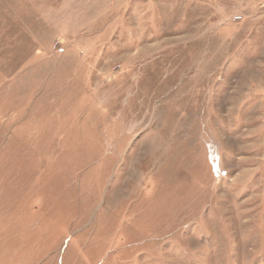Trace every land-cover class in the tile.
<instances>
[{
  "label": "rangeland",
  "instance_id": "374dc122",
  "mask_svg": "<svg viewBox=\"0 0 264 264\" xmlns=\"http://www.w3.org/2000/svg\"><path fill=\"white\" fill-rule=\"evenodd\" d=\"M0 264H264V0H0Z\"/></svg>",
  "mask_w": 264,
  "mask_h": 264
},
{
  "label": "crops",
  "instance_id": "0c3cea01",
  "mask_svg": "<svg viewBox=\"0 0 264 264\" xmlns=\"http://www.w3.org/2000/svg\"><path fill=\"white\" fill-rule=\"evenodd\" d=\"M122 1V0H121Z\"/></svg>",
  "mask_w": 264,
  "mask_h": 264
}]
</instances>
